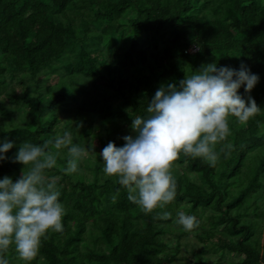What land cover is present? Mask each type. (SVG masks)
Here are the masks:
<instances>
[{
  "label": "trees",
  "instance_id": "1",
  "mask_svg": "<svg viewBox=\"0 0 264 264\" xmlns=\"http://www.w3.org/2000/svg\"><path fill=\"white\" fill-rule=\"evenodd\" d=\"M242 60L260 75L251 95L262 110L244 123L229 116L215 165L181 151L175 199L142 211L104 173L102 148L135 135L128 123L148 114L162 84L179 85L205 62ZM65 129L87 151L75 173L63 172L67 148L46 170L59 177L64 228L49 231L27 264H264V0H0V137L16 141L8 156L23 140L43 143ZM28 167L9 158L0 178ZM180 210L200 223L185 230ZM207 229L228 240L179 255L184 236ZM6 254L26 264L15 244Z\"/></svg>",
  "mask_w": 264,
  "mask_h": 264
},
{
  "label": "clouds",
  "instance_id": "2",
  "mask_svg": "<svg viewBox=\"0 0 264 264\" xmlns=\"http://www.w3.org/2000/svg\"><path fill=\"white\" fill-rule=\"evenodd\" d=\"M259 80L260 75L243 60L239 68L211 61L186 74L179 85L162 84L147 105L148 114L132 119L135 135H124L122 145L109 141L102 148L104 173L115 175L127 188L128 199L142 211L163 208L177 195L172 167L181 151L215 165L219 158L216 144L231 131L229 116L244 123L262 110L251 95ZM241 86L247 96L238 91ZM15 144V140L0 137V163L11 158L29 167L15 180L7 174L0 178V264H10L6 253L12 244L27 264L38 256L49 231H63L67 209L56 178L45 173L57 165L60 149L67 148L63 172L69 174L79 170L87 151L74 142L68 129L43 143L23 140L9 157ZM157 214L171 216L169 211ZM177 217L185 230L200 223L194 213L180 210Z\"/></svg>",
  "mask_w": 264,
  "mask_h": 264
},
{
  "label": "rangeland",
  "instance_id": "3",
  "mask_svg": "<svg viewBox=\"0 0 264 264\" xmlns=\"http://www.w3.org/2000/svg\"><path fill=\"white\" fill-rule=\"evenodd\" d=\"M59 77L57 76V75H52L51 77H50V79H49V83L50 84H55L57 81H59V79H58ZM69 81H70V85L71 86H74V84H73V78L72 77H69ZM100 82H102V83H106V84H108V82H106V80H100ZM16 88L20 91L21 90V88H20V86H16ZM5 99V98H4ZM6 100V99H5ZM136 115H139V113L138 112H135V114H134V117L136 116ZM133 117V118H134ZM132 118V119H133ZM132 119H131V121L128 123L130 126H131V123H132ZM95 145L96 146H100L101 144H100V142L98 141V140H96L95 141ZM49 178H52V177H49ZM54 178H56V180L57 179H59V177H54ZM65 184H68L67 183V181H65L64 182ZM245 220H243V222H244ZM238 237L239 236H236L235 237V239H238ZM228 239L224 236V235H221V234H219V233H212V232H210L208 229L207 230H205V231H202V233L201 234H196V233H193V234H191V235H189V236H184L183 237V241L184 242H182V246H181V249H180V253H179V255L180 256H182V255H186V256H188L189 254L191 255V251L189 250V249H191V245H193V247H195V249H197V248H200L201 246H204V245H206V244H208V243H210V242H216V243H221V244H223V243H226V241H227ZM185 242H187V243H189V244H186ZM191 244V245H190ZM218 251V247H214V249H213V252H214V254H213V259H215L216 257H215V255L218 253L217 252ZM211 255V254H210ZM177 262H174V263H172V264H176Z\"/></svg>",
  "mask_w": 264,
  "mask_h": 264
}]
</instances>
